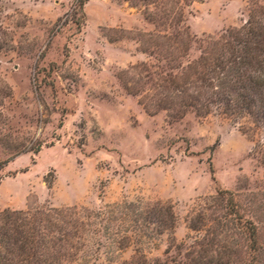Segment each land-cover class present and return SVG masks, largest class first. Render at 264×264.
Segmentation results:
<instances>
[{
    "label": "rangeland",
    "instance_id": "374dc122",
    "mask_svg": "<svg viewBox=\"0 0 264 264\" xmlns=\"http://www.w3.org/2000/svg\"><path fill=\"white\" fill-rule=\"evenodd\" d=\"M261 5L189 0L182 26L191 37L168 53L173 41L150 33L174 30L146 19L157 10L149 1L4 0L0 209L162 200L173 206V231L122 250L102 235L101 249L90 243L77 264H120L138 246L149 260L191 261L210 238L225 245L217 256L210 243L211 259L264 264V126L216 107L173 119L159 106L162 76L180 73ZM221 190L256 224L259 251Z\"/></svg>",
    "mask_w": 264,
    "mask_h": 264
},
{
    "label": "trees",
    "instance_id": "16d2710c",
    "mask_svg": "<svg viewBox=\"0 0 264 264\" xmlns=\"http://www.w3.org/2000/svg\"><path fill=\"white\" fill-rule=\"evenodd\" d=\"M3 1L0 0V8ZM130 1L133 5H138L139 1L153 3L157 10L146 11V19L156 27L174 30L171 37L150 33L152 42H158L156 37L173 41L168 53L182 47L191 37L189 29L182 26L184 6L189 5V0ZM83 5L81 2V7ZM5 32L0 23V35ZM162 77L159 106L173 119H180L191 110L204 116L216 107L223 114L249 117L257 127L264 126V5L252 9L242 27L211 38L207 48L180 73ZM224 193L231 194L232 213L238 224L245 227L250 249L259 251L256 224L243 220L231 192L221 190L218 196L222 197ZM175 224L173 206L162 200H122L96 210L77 205L0 209V264H77L80 253L90 243L96 244L97 250L101 249L102 235L107 236L110 245L122 250L133 241L148 245L156 235L173 231ZM190 226L197 229L192 221ZM214 241L210 238L208 247H201L198 258L173 264H225L220 257H208L210 243L216 245L217 256L225 249V245ZM142 250L138 246L135 255L120 264H170L169 260L161 258L149 260Z\"/></svg>",
    "mask_w": 264,
    "mask_h": 264
}]
</instances>
